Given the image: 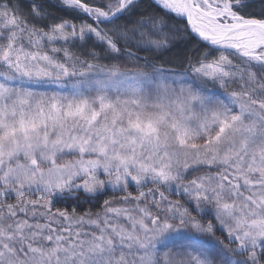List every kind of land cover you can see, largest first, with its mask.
<instances>
[{
	"label": "snow or ice",
	"instance_id": "snow-or-ice-1",
	"mask_svg": "<svg viewBox=\"0 0 264 264\" xmlns=\"http://www.w3.org/2000/svg\"><path fill=\"white\" fill-rule=\"evenodd\" d=\"M254 2L0 0V264H264Z\"/></svg>",
	"mask_w": 264,
	"mask_h": 264
},
{
	"label": "trees",
	"instance_id": "trees-1",
	"mask_svg": "<svg viewBox=\"0 0 264 264\" xmlns=\"http://www.w3.org/2000/svg\"><path fill=\"white\" fill-rule=\"evenodd\" d=\"M20 2V5L22 7V10L23 11H27V8H28V5L32 4L34 2V0H19ZM36 3H40V4H43L45 5L46 9L49 11V12H52L54 15L56 16H62L64 17L65 19H71V16L66 14L65 12L63 11H59L57 10L56 8L54 7H51V5H54V4H57L58 3V0H35ZM149 2V0H144V3H147ZM261 9V5L259 3V0H255L254 4H253V7L251 9H249L250 11H256V12H259ZM111 197V193H109L107 196H103L100 200H92L91 202H88V203H84L82 202L81 203V207L82 208H85V209H92L93 211H96L98 210L96 208V205L99 204V203H102V200L103 199H109ZM170 198L174 199V200H178V199H181V197L179 195H173L171 196ZM83 197H82V201H83ZM65 203H59L56 205V207H60V208H63L65 207ZM72 206L75 207V204L72 203ZM79 210V209H78Z\"/></svg>",
	"mask_w": 264,
	"mask_h": 264
},
{
	"label": "rangeland",
	"instance_id": "rangeland-1",
	"mask_svg": "<svg viewBox=\"0 0 264 264\" xmlns=\"http://www.w3.org/2000/svg\"><path fill=\"white\" fill-rule=\"evenodd\" d=\"M97 51H99V50H97ZM73 52H76L77 54H79L80 49H78V48H74V49H73ZM149 187H151V185H149ZM142 190H143V191H146L147 189H142ZM129 191H132L134 195L137 194V192H136L134 186H133L132 188H130ZM171 199H172V198H171ZM173 200H174V199H173Z\"/></svg>",
	"mask_w": 264,
	"mask_h": 264
}]
</instances>
